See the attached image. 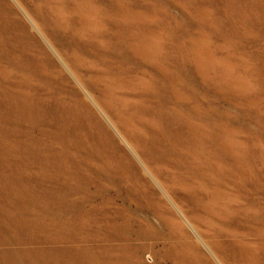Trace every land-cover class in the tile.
<instances>
[{"label": "rangeland", "instance_id": "374dc122", "mask_svg": "<svg viewBox=\"0 0 264 264\" xmlns=\"http://www.w3.org/2000/svg\"><path fill=\"white\" fill-rule=\"evenodd\" d=\"M0 264H264V0H0Z\"/></svg>", "mask_w": 264, "mask_h": 264}, {"label": "bare ground", "instance_id": "6f19581e", "mask_svg": "<svg viewBox=\"0 0 264 264\" xmlns=\"http://www.w3.org/2000/svg\"><path fill=\"white\" fill-rule=\"evenodd\" d=\"M36 10L39 11L40 9L36 8ZM114 45L117 46V44H114ZM63 65H64V67H66L65 64H63ZM72 77L75 80L76 84L79 85V87L84 91L82 84L74 76H72ZM88 100L89 101H87L86 98L81 99L79 101L78 106L74 102L71 104L70 103L63 104L62 101L58 102L57 105L55 106V108L53 110L52 118L49 121V127L52 128V131L55 132L56 134H51L49 132V135L47 136V143H48V149H49L48 153H49L50 157L53 159V160H50V162L56 161V160L67 161L68 159L71 160V158H76V156L71 155L65 149L63 151H61L62 149H60L56 152L51 151L53 141H50V140L55 139L56 141L64 143V142H66V138H67L68 141H71V140L74 141V140H77L76 138L79 136L80 133H84L85 131H88V126L91 124V121L93 122V118H94V114L92 113V107H95L98 110H101L100 106L94 100L93 96L88 95ZM159 106L160 105H158V106L157 105H154V106L150 105L149 106L150 108H148V111L150 110L151 112L154 113L152 115L157 116V115H155V114H158L157 111L161 112V110L163 108L161 106H160L161 108H159ZM151 108H153V109H151ZM158 115L162 118L165 128L166 127L168 128V130L166 129V133H165L167 135V137H165V136L164 137L166 139H172V142L175 141L176 139H178L180 137V132L178 130V127L175 126V120H176L175 115L172 114L171 112H168V111H166L165 114H158ZM104 118H105L107 124L114 130L116 135L112 134L107 129L101 128V126L97 122H95L97 124L96 125V131L98 133V136H99L100 140L105 145L108 144L110 146L114 155L120 156L121 147L119 144L116 143L117 142L116 140H122L125 143V139L123 138L124 136L117 130L114 123L107 117V115L104 116ZM122 122L123 121H121V122L116 121V123H118V124H122ZM137 144L139 146H141V142L137 141ZM154 147L155 146H153V147L146 146L144 149V150H146L144 152V155L145 156H149L150 154L153 155L152 150ZM171 147H173V146H171ZM131 150L133 152L132 155L135 158V160H138L139 158L135 155V151L133 150L132 147H131ZM147 153H149V155H147ZM61 154H62V156L60 157ZM124 155L125 154L123 153V157H124ZM121 159H123V158L121 157ZM201 161L202 160H192V162H194V163L195 162L199 163ZM138 162H139V164H138L139 169L142 172H144L145 174L149 175L150 178L152 179L153 183L158 186L157 181L145 169V165L147 167L152 168V165L164 164L165 160H145V164H143L141 160H138ZM212 163L213 162L210 161V165ZM68 166L69 165H66V163H65L63 165L64 170L67 169ZM133 168H134V166L132 167V169ZM189 168H191V166ZM164 195L167 197L165 192H164ZM177 201H178V205L186 213L187 210H186L185 202L182 199L177 200ZM170 205L177 210V206L173 202H170ZM183 220L185 221V219H183ZM211 255H213V254L211 253Z\"/></svg>", "mask_w": 264, "mask_h": 264}]
</instances>
